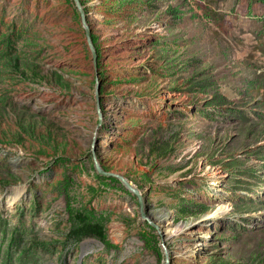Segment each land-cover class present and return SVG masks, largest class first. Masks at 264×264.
Here are the masks:
<instances>
[{"label": "rangeland", "instance_id": "374dc122", "mask_svg": "<svg viewBox=\"0 0 264 264\" xmlns=\"http://www.w3.org/2000/svg\"><path fill=\"white\" fill-rule=\"evenodd\" d=\"M79 3L0 0V264H264V0Z\"/></svg>", "mask_w": 264, "mask_h": 264}, {"label": "water", "instance_id": "95a60500", "mask_svg": "<svg viewBox=\"0 0 264 264\" xmlns=\"http://www.w3.org/2000/svg\"><path fill=\"white\" fill-rule=\"evenodd\" d=\"M79 11H80V14H81V18H82V23L83 25L85 26V35H86V39H87V43H88V46H89V49L91 51V55H92V59H93V65L95 67V69H97V52H96V49L94 47V44L92 42V39H91V36H90V31H89V27L87 25V23L85 22V17H84V13L81 9V6H80V3H79V0H74ZM96 84H95V90L97 91L98 90V87H99V82H98V79H97V70H96ZM94 164L96 166V169L99 173L101 174H105V175H108V174H114L116 175L122 182L123 184L128 188L130 189L131 191H134L135 193L136 192V189L131 187V185L128 183V181L122 176V175H119V174H115V173H107L103 170L100 169V167L98 166V162L96 160V158L94 157ZM141 202V201H140Z\"/></svg>", "mask_w": 264, "mask_h": 264}, {"label": "bare ground", "instance_id": "6f19581e", "mask_svg": "<svg viewBox=\"0 0 264 264\" xmlns=\"http://www.w3.org/2000/svg\"><path fill=\"white\" fill-rule=\"evenodd\" d=\"M164 219H165V218H164ZM169 225H170V224H169ZM165 230H166V232H168V233L174 232L172 229H170V228H168V227H167ZM172 237H173V236H172Z\"/></svg>", "mask_w": 264, "mask_h": 264}]
</instances>
